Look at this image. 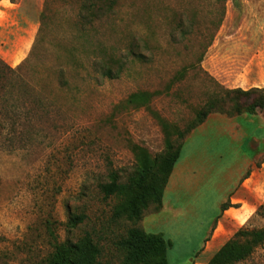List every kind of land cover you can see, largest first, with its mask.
<instances>
[{
    "label": "rangeland",
    "instance_id": "374dc122",
    "mask_svg": "<svg viewBox=\"0 0 264 264\" xmlns=\"http://www.w3.org/2000/svg\"><path fill=\"white\" fill-rule=\"evenodd\" d=\"M86 5L0 0V264H45L85 234L102 264H124L129 228L169 241L167 264H207L235 232L264 225V109L226 94L264 89V0H115L96 16ZM179 18L189 33L172 38ZM111 55L122 71L107 80L91 64ZM138 91L155 92L148 108L125 105ZM222 117H238L235 136ZM179 147L196 176L164 191L175 213L113 217L117 199L99 186ZM233 193L243 201L230 205ZM235 264H264V245Z\"/></svg>",
    "mask_w": 264,
    "mask_h": 264
},
{
    "label": "trees",
    "instance_id": "16d2710c",
    "mask_svg": "<svg viewBox=\"0 0 264 264\" xmlns=\"http://www.w3.org/2000/svg\"><path fill=\"white\" fill-rule=\"evenodd\" d=\"M114 5L115 0H87L85 9L91 16H96L105 11L111 12ZM188 29L189 26L183 25V20L179 18V23L173 29L176 33L171 34L172 38H183L189 33ZM131 55L138 60H142L144 57L141 53L132 51ZM121 63L119 58L111 55L106 59L94 60L91 67L100 77L113 80L118 78L122 71ZM59 76L61 84L67 85L63 69L60 70ZM153 94L155 92L138 91L125 100V105H143L148 108ZM226 94L243 100L248 109L256 107L264 109V89L262 88H252L247 91L227 90ZM211 109L212 106L209 107V110ZM8 111L10 110L8 109ZM235 111H239V106H236ZM200 115V119L191 126L190 131L188 130L186 134L189 135L206 120L207 113L203 112ZM180 147L174 154L152 161L143 156L135 175L129 177L126 182H120L116 176H113L109 183L99 186L100 192L105 197L113 196L117 199L113 217H126L133 220L140 217L143 210L151 204L158 209L162 208L165 188L180 158ZM226 209V205L223 204L221 210ZM79 220H81L80 217H75L72 223L75 225L74 222ZM119 245L124 251V264H167L166 251L170 242L166 241L161 234H148L137 228H129ZM258 245H264V225L252 231L240 229L221 246L207 264H235L249 257ZM99 253V248L92 237L85 234L75 243L57 245L45 264H102L99 260Z\"/></svg>",
    "mask_w": 264,
    "mask_h": 264
},
{
    "label": "crops",
    "instance_id": "0c3cea01",
    "mask_svg": "<svg viewBox=\"0 0 264 264\" xmlns=\"http://www.w3.org/2000/svg\"><path fill=\"white\" fill-rule=\"evenodd\" d=\"M253 117H255V116H253ZM238 119V117H234V118H231V119H228V118H218L216 121H214L215 122V124L218 126V128L219 129H226V131L229 133V134H231V135H236V133L238 132V129H239V126L236 124V120ZM221 126V128H220V126ZM205 129V128H204ZM203 129H198V128H196L195 130H193L189 135H188V137L185 139V140H187L188 138H190L194 133H196L197 131L199 132V131H202ZM256 142V140H254L253 139V142L252 143H255ZM258 143V142H257ZM258 145H256V148H258L257 147ZM250 163V162H249ZM248 163V164H249ZM181 164V166H179ZM180 164H176V166L174 167V169H173V171H172V174H171V176H170V178H169V180H168V183H167V186H166V188H165V191H167V188H168V185L170 184V181H171V179H177L178 181H177V184L176 185H178L177 187H176V189L180 186V185H182V184H186V183H189V182H191V181H193L194 180V178H195V176H196V173H195V171H194V169H192L191 167H190V164H189V161H188V159H184V160H182V162L180 163ZM177 167H179V169H177ZM246 175H247V173H246ZM246 175L244 176V178L242 179V181H241V183H240V185L242 184V186H244L245 185V182L248 180L247 179V177H246ZM172 180V181H173ZM175 182V181H174ZM239 185V186H240ZM239 186H238V188H239ZM174 188H169L168 190L169 191H175V190H173ZM234 194L235 193H233L232 195H231V200H230V202H229V204L230 205H233V204H235L237 201H243V198L242 197H234ZM225 204V203H224ZM230 210H232V207H228L226 210H224V211H222L221 212V215H220V217L222 216V217H225L227 214H229L230 213ZM165 212V213H175V209L173 208V207H171L169 204H167L166 202H164V204L162 205V212ZM149 221V220H148ZM216 237H217V235H215V231H214V233H213V236H212V239H211V241L207 244V247L209 248H213V247H215L218 243H219V239H217L216 240Z\"/></svg>",
    "mask_w": 264,
    "mask_h": 264
}]
</instances>
